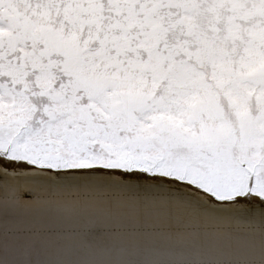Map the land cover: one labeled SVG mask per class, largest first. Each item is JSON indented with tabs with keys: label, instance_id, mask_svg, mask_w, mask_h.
Segmentation results:
<instances>
[{
	"label": "snow or ice",
	"instance_id": "6c2138e0",
	"mask_svg": "<svg viewBox=\"0 0 264 264\" xmlns=\"http://www.w3.org/2000/svg\"><path fill=\"white\" fill-rule=\"evenodd\" d=\"M0 264H264V0H0Z\"/></svg>",
	"mask_w": 264,
	"mask_h": 264
}]
</instances>
